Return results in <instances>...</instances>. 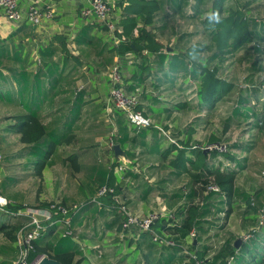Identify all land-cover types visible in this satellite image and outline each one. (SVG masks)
I'll return each instance as SVG.
<instances>
[{"label":"crops","instance_id":"crops-1","mask_svg":"<svg viewBox=\"0 0 264 264\" xmlns=\"http://www.w3.org/2000/svg\"><path fill=\"white\" fill-rule=\"evenodd\" d=\"M107 1L113 9L112 16L115 18L118 27L119 43L126 44L135 40L140 49L135 47V50H126L124 53L119 54V49L116 48L117 45L114 44L110 32L96 18L88 17V19H84L81 17L80 9L86 6V0H38V8L54 10L51 19H43L38 25L30 24L27 21V3L25 0L19 1L23 13V19L19 22L7 21L4 12L0 9V40L4 41L8 59H11L12 49L16 45L20 47L27 46V50H30V57L20 56L18 65L21 64L19 65L21 69L24 68L26 62L30 61L31 66L27 67L28 73L34 75L38 71H42L41 77L53 78L52 83L55 82L54 96L44 102L41 107V114L45 117L43 123L51 124L55 118L59 121H65L67 116L72 113L73 108L77 106L79 108L81 105L78 118L72 126L70 142L56 148L55 155H53L55 164L46 166L41 172L43 174L60 162L64 164L63 168L67 172L64 177L66 184L62 188H59L61 180L56 178L55 182L60 184L53 190L55 192L58 189L55 194H51V199L56 200L59 194L65 204L70 206L77 205L76 203L86 197H93L96 191L95 185L91 184L95 178L94 171L108 166L107 162L111 163L112 157L110 156V150L107 148V141H109L110 133L114 132L115 144L127 152L122 157L129 158L131 157L130 154L136 153L132 159L138 163L141 172L136 177L132 175L125 177V179L117 177L118 179L114 182L129 211L147 216L150 212L159 211L163 207L166 213L164 217H168L169 213H174L173 211L177 210V207L185 201V198H179L176 201L167 200L164 193H186L188 187L192 184L191 176L188 173H182V169L175 167L172 162H175L179 153L182 152V159L179 162H181L182 167L188 165V161L194 157V149H200L208 142L211 137L206 129L209 126L207 117H212L217 108L207 113L206 108L198 103L197 89L199 82L191 79L184 70L173 74L169 63L173 55L187 53L192 46H201V43L194 45L191 42L193 37L204 34L202 31L200 33L198 31L188 32L184 26L179 31L180 28L176 26V23L185 22L189 19L191 22L200 24L203 18L202 6L197 0H181V5L185 8L176 11L177 7L175 5L180 4L179 0ZM191 1L195 7L193 18L188 16L189 10H187ZM228 1L230 2V0ZM245 1L247 0L242 2ZM210 2L211 0L208 4ZM196 4H199V8ZM261 6L264 5L252 4L251 8L255 9L251 12L256 11L258 8H264ZM171 8H174V11ZM126 18L134 19V27L123 23ZM18 28H20V31L17 30ZM140 30L143 31L141 36ZM149 36L152 37L154 43L160 45L159 49L153 50L150 48L149 44L152 40ZM207 39L206 37V42ZM238 55V61L249 60V64H251V59H249L251 51H246V53L242 51ZM16 63V61L10 60L7 64L10 66L15 64L16 66ZM113 63L120 65L124 93L126 95L137 94L138 110L141 111L143 116L150 118L153 125L168 130L170 138L175 143L162 136L153 126L138 129L126 120L123 112L114 107H112L114 109L111 114L114 124L107 121L104 100L110 88L107 72ZM247 67L249 68V66ZM5 75L7 78L6 88L12 92L13 96L17 87L16 83L11 80L9 70L5 71ZM231 81L235 83L237 80L232 78ZM49 88L51 89V87H48V90ZM80 91H84V94L76 103L75 95ZM12 103L9 100L6 103L0 102V105L7 106L9 111L8 115L1 118L11 117L16 115V112L23 111L21 106ZM178 105L182 107H177ZM53 112H55L53 117H47L48 114ZM11 122H13L12 119L3 120L0 126ZM244 123L247 122H242V124ZM203 127H205L204 132ZM232 128L240 127L234 126ZM253 130L256 139L248 141L251 146L250 150L246 152L235 150L237 157L239 159L243 158L245 162V167L238 172L239 174L235 179L236 192L244 191L255 194L253 213L247 214L245 212L247 206L242 197H234L233 204L235 203V205H232L233 212L228 218L225 219L224 212L216 214V218H218L216 222L222 228L216 229L214 227L211 229L209 242L212 245L223 244L229 236H232L233 240L239 238L244 231L248 230L247 228H252L249 227L251 222H258L259 211L264 207V177L261 175V171H264V159L256 154L259 147H264V134L255 129ZM198 131L199 135H196ZM1 133V141H5L7 136H14L16 138L15 142L20 146L17 152L11 153L8 158L12 161L11 166H16L15 173L10 176L11 185H19L22 182L29 181L31 173L35 174V168L24 167L29 157L20 156L24 145L18 142L19 134ZM242 141L246 142L241 139L238 143ZM101 142L103 144L96 147ZM73 155L76 156L77 160L76 169L72 168L67 161V158ZM100 155H103V157ZM100 160L104 163L100 164ZM13 161L16 163H13ZM20 161H25L23 168H26V171L19 168ZM31 170L32 172H30ZM77 173L80 174L79 177ZM115 174L118 175L119 173L114 172ZM4 178L7 177H3L1 185L4 183ZM150 187L155 188L149 192ZM14 194H16L15 197ZM11 195L13 196L11 201L14 204L26 200L25 191L21 192L20 189ZM40 199L49 200V197L45 196ZM198 200V198L194 199L192 204H198ZM102 201L110 204L109 198H103ZM221 208L226 209L225 203L221 205ZM99 209L97 205H93L81 214L76 212L71 218L70 230L76 235L71 241L78 244L86 259L89 254L90 256L93 254L90 249L95 247H100L106 254L105 252L108 251L106 249L108 245L106 244L111 239L117 240V244L121 245L120 248L123 247V250L119 249L120 253L125 251V246L118 237V231L114 232L112 230L114 228L105 229V224L111 222L115 217H118L121 222V214L116 210L108 211L105 208L106 214L104 212L97 213ZM252 215L255 216L254 219H252ZM231 222L238 223L237 227L230 228L228 223ZM87 224H91V226L87 227ZM61 227H63L62 224ZM93 228L100 234H103L101 230L112 231H105L104 235L93 239L95 233L93 235L89 233ZM233 228H236L237 232ZM56 232H58V229H56ZM82 235L85 238H81ZM160 235L162 239L165 237L169 240L172 237L171 233H160ZM187 237L189 239V236ZM188 239H180L177 247L179 246V249L183 248L188 251ZM83 240L85 243L88 241L90 244L86 245ZM260 241H264V231L260 235ZM259 242L257 243L259 244ZM83 243L87 248L85 250ZM135 248L137 250L139 246L131 245L126 250L134 251ZM85 251L89 252L88 255ZM125 254H129V252L126 253L125 251ZM117 256L115 260L118 263L116 264H142L140 261H134L133 258H123L124 254H121V256L117 254ZM107 263L108 261L105 262V264Z\"/></svg>","mask_w":264,"mask_h":264},{"label":"trees","instance_id":"trees-1","mask_svg":"<svg viewBox=\"0 0 264 264\" xmlns=\"http://www.w3.org/2000/svg\"><path fill=\"white\" fill-rule=\"evenodd\" d=\"M179 1L180 4L178 3L175 5V7H177L176 11L184 10L185 8L181 5V0ZM209 1L210 0H197L202 6L203 14L204 12L208 13L206 16H203L201 20V24L205 26L204 34L208 38L207 42L201 44V46L190 47L187 53L183 52L182 54L178 53L173 55L169 62L170 68L172 69L171 71L173 74H177L184 70L186 75L199 82L197 89L198 103L206 108L207 113L214 111L223 99L224 102L229 101L231 97L236 99V103L230 115H228L222 123L221 136L234 126L240 127L244 121L247 122L246 124L251 123L253 127L250 129L253 128L264 134V97H260L261 91L264 92V83L257 85L254 82V78L256 77L255 74L264 71V62L260 60V57H264V21L257 17L247 19L243 14H240L237 8L238 3L243 4L245 7V4L250 3L254 5L263 4L264 0H247L245 2L239 0H230V2L228 0H211L210 4H208ZM199 4H196L198 8ZM193 5L191 1L187 9L189 10L188 16L192 18L195 12V7ZM171 9L174 11V8ZM254 9L255 8H250L249 10L251 11ZM112 20L115 23V18L113 16ZM123 23L125 25L128 24L130 27H134L135 25L134 19L132 18H126ZM115 25L117 27L116 23ZM20 28L17 30L20 31ZM142 33L143 31L140 30V36ZM149 37L153 42L152 37ZM152 42L150 41V48L153 50L160 48V45ZM26 47L27 46L20 47L16 45L12 49L13 55L11 59H8L4 41L0 40V102L6 103V101L9 100L13 102L12 104L23 108V111L16 112L14 116L0 118L1 122L7 119L13 120V122L4 125L0 131L16 135L19 134L18 142L24 145L23 150L20 152V156L29 157L24 167L34 166L35 168L36 166L35 172L40 175L46 166L55 164V157L53 155H55L54 151L56 148L59 145L70 142L72 126L74 121L78 118L81 105L79 108L78 106L74 107L72 113L67 116L65 121H59L55 118L51 124L43 123L45 117L41 114V107L49 98H53L55 82L52 83L53 78L41 77L40 74L42 71H38L34 75L28 73L27 67L31 66L30 61L24 64V68L21 69V67H19L21 64L18 65V61L21 55L30 57V50H27ZM135 47L140 49L135 40L127 42L126 44L121 42L116 46V48L119 49V54L122 52L124 53L126 50H135ZM242 51L244 53H246V51H251L249 58L251 59V64H249L248 68L251 72L245 77L246 82L244 86L238 87L231 80L222 77L219 78L217 75L220 71L219 65L222 61H225V58L235 53L238 55V53ZM253 54H255V58ZM6 60L9 61L6 62ZM10 60L13 62L16 61L17 67L15 64L13 66L8 65L7 63H9ZM7 70H9L11 75L10 78H12L11 80H13L17 86L14 93L15 95L13 96L12 92L6 88L7 78L5 71ZM30 82L35 85L37 83L38 87L34 90L30 88L27 89L26 83ZM45 86L47 87L45 88ZM42 87L44 88L41 89ZM48 87H51V89L49 88L48 90ZM83 94L84 91L76 93V103H78ZM259 105L260 109L258 108ZM177 107L182 106L178 105ZM137 109H139V104ZM54 114L55 112L50 113L47 117H53ZM221 136L219 137L213 134L202 148L209 144L221 143L222 141L225 142V140L228 139V137L223 138ZM230 147L232 149L231 152L229 151L222 154L213 151L204 152L202 148H196L194 149L193 159H190L188 165L186 164L183 167L181 166V162H179L182 159V152H180L176 161L172 162L175 167L182 169V173H188L191 176L192 184L188 187L186 193H164V197L167 200L176 201L179 198H185V201L177 207V210L173 211L174 213H170L173 216L172 218L170 216L160 217L154 223H156L155 225L158 227L160 233H171L172 237L168 238L176 244L180 242V239H188L187 236L190 235L192 230L195 231V237L191 242L187 243L188 253H185L183 248L179 249V246H167L164 243L154 245L152 243L154 241L146 238L144 244L146 245L145 249L147 248V254L145 255L151 259L153 258V264H195V260L199 261L200 264H226L227 258L235 256L236 252H238L234 247V243L237 239L233 240L232 236H229L216 251L209 246L212 245L209 242L211 239V229L214 227L216 229L222 228L219 227L216 222L218 220L216 214L225 212L224 217L225 219L228 218L233 212L232 205L234 197L239 196L243 198L247 206V208H245L247 214L253 213L252 210L255 206V194L244 191L238 193L235 188L236 176L239 174L238 172L245 167L244 159H239L235 155V150H242L244 152L249 151L251 148L250 143L242 141L241 143H232ZM123 152L126 155V152ZM135 154H130L131 157L129 158L124 156L123 158L131 161V165L118 175H114L113 168L119 162L117 158H114V151L113 148H111V163L108 162V166L105 168L101 167L94 171L95 178L91 184L95 185L96 190L103 185L112 186L116 189V192L119 193L117 185H114V182L118 178L121 177L125 179V177L130 175L136 177L141 173L139 168H137V170L134 169L135 166L138 165V163L132 159ZM31 157L33 159H30ZM37 158L40 161H37ZM67 161L72 168H77L75 155L69 156ZM210 184L216 185L219 191L215 192L208 190L207 188ZM154 188L155 187H150L148 191L150 192ZM196 198L200 200V203L198 200V204H192V201ZM224 203L226 209L223 210L221 205ZM91 207H93L91 204L86 205L82 207L83 210L77 213L81 214ZM99 208L97 213H107L104 208ZM262 208L264 209V207ZM112 211L114 210L112 209ZM253 215L252 219L255 218ZM29 222L30 217L28 216H15L12 212L8 214L0 209V234L5 236L11 243L17 241L19 230ZM56 225L60 226L61 224ZM56 225L49 226L50 233H53L54 229H56ZM105 229H112L114 232L120 231V219L115 217L111 222H107L105 224ZM112 230H101L103 234H100L93 228V232L91 233L92 235L95 233L94 239L104 235L105 231ZM63 232L64 231L58 235V238L56 237L57 239L53 237L47 238L48 236L46 237L44 234H41L38 239L32 242L31 248L28 249L26 256L27 262L31 264L42 255H46L54 260L67 264H80L81 261L86 260V256L83 255L78 244L70 241L68 235H64ZM81 238L85 237L82 235ZM141 239L142 235L140 240ZM164 239L169 241L165 237ZM188 240L190 241V237ZM122 242L125 247H128L131 241L130 239H126ZM243 245L242 243L238 250H240ZM245 247L248 248L247 245ZM250 247L251 246H249V248ZM46 249L48 250L45 251ZM120 249L123 250V247ZM193 256L195 259H193ZM124 258H128V256ZM3 263L4 261L1 262V264ZM244 263L249 264L245 259L240 264Z\"/></svg>","mask_w":264,"mask_h":264},{"label":"rangeland","instance_id":"rangeland-1","mask_svg":"<svg viewBox=\"0 0 264 264\" xmlns=\"http://www.w3.org/2000/svg\"><path fill=\"white\" fill-rule=\"evenodd\" d=\"M241 1H244V0H241ZM262 3H263V1H262ZM245 5H246L245 7L243 6V4H239V3L237 5L238 6L237 8L239 9L241 15L243 14L245 17H247V19L257 17L258 19H261L262 21H264V8H258V9H256V11L251 12L249 9L252 7V4L250 3V4H245ZM263 5H264V3H263ZM261 7H264V6H261ZM206 13L207 12H204L203 16H206ZM176 26L178 28H180L179 31L182 29L183 26L185 27V30H187L188 32L198 31L200 33V31H202L204 33V30H205L204 25H201V23L199 24L198 22L197 23L191 22L189 19H187L185 22L180 21V23H178V24L176 23ZM206 37L207 36L205 34H200L198 36H195V37H193L191 44H194V45L196 43H201V44L203 43L204 44V43H206ZM238 56L239 55H237L235 53V54L225 58V61H222L221 64L219 65L220 71L218 72L217 76L219 78L222 77V78H225L227 80H232V78H233V79L237 80V81H235L237 86L241 87V86H244V84L246 82L245 77L250 73L247 70V68H248L247 66H249L250 62H249V60L248 61L242 60L243 62L238 61L237 60ZM253 57L255 58V54H253ZM261 61L264 62L263 56L261 57ZM255 76L256 77L254 78V82L257 85L260 83H264V71L258 72V74H255ZM26 86H27V89L30 88L32 90H34L38 87L37 83L35 85L34 83H31V82L26 83ZM46 87L47 86H45V88ZM43 88L44 87H42L41 89H43ZM108 93H109V91H108ZM107 97H108V95H107ZM107 97L104 100V102H105L104 109L106 108ZM260 97H264L263 91H261ZM235 103H236V99L234 97L230 98L229 101H226V102L223 101L221 103V105L217 106L213 116L207 117L208 121H209V126H207V127L205 126V127H206V129L208 131V135L210 137L213 134L217 135L219 137L221 136L222 123H223L224 119H226V117L228 115H230ZM260 105H261V103H260ZM260 105L258 106L259 109H260ZM113 109L114 108H112L110 114H112ZM12 113H13V111H12ZM105 113H106V110H105ZM8 114H9L8 107L4 106V105H0V118L4 115H8ZM106 119H107V121H109V123L113 120L111 116L108 117L107 115H106ZM60 121H63V120H60ZM1 123L2 122L0 121V124ZM2 127H4V125L0 126V130L2 129ZM205 127H203L204 128L203 132L205 131ZM251 127H253L251 125V123L250 124L244 123L240 126V128L229 129L227 131V133L223 134L221 137H223V138L228 137V139H226L225 141H227V140L230 141V139H232L233 144L239 142V140H241V139L244 141H247V142L250 140L253 141L256 139V136L253 135L254 130H253V128L250 129ZM199 131L196 133V135H199ZM1 136H2V133L0 131V201H1L0 202V209L3 212L8 213V214H10L12 212L15 216H17L19 213H22V215H24L25 212H31V211H34L37 209H47L48 207H50V205H57V206H63L65 208H67L68 210L71 209L69 214H68L69 215L68 218L71 219L72 216H74L76 212H80L81 210H83L82 207L89 205V204H91L92 206L96 205V203L92 204L91 200L93 197H86L84 200L79 201V203H76L77 205L74 204V205H70V206H68L69 204H65V202L59 196V194L57 195L56 200L51 199V197H50L51 194L52 193L55 194V192L58 189L55 190V192L53 190L55 189V187H57V185L60 184V183L58 184L55 182L56 178L61 180V185L59 188H62L66 184V179L64 177H65V175H67V172L65 171V168H63L64 164L61 162L58 163L57 165H55L54 168H51L48 171L46 170L43 174L41 173L39 175V174H37V172H35V174L31 173L30 180L27 182H22L19 185H14L12 182L13 185H11L10 176L12 175V173H15L14 169L16 168V166H11L12 161L8 160V158L10 157L11 153L12 154L16 153L17 150L20 148V146L15 142L16 138H14V136H7V139L5 141H1ZM113 141H114V143L116 142L115 139H113ZM109 143H110V140L107 141L108 150L111 149V148H109ZM102 144H103V142L98 144L96 147L101 146ZM126 154H127V152H126ZM256 154L258 155V157L261 156L260 158L264 159V147H259L256 151ZM235 155L237 156L236 153H235ZM100 156L103 157V155H100ZM102 159L104 160V158H102ZM37 161H40V160H38V158H37ZM13 163H16V162L13 161ZM24 163H25V161H20L18 166H20L19 168H22L24 171H26V168H23ZM103 163L104 162L100 160V164H103ZM33 168H34V166H33ZM35 168H36V166H35ZM30 172H32V170ZM75 172H77V171H75ZM77 176L79 177L80 174L77 173ZM3 177H7V178H4V183L1 185V180H3ZM18 189H20L21 192L25 191L26 200L21 201V203L18 202V203L14 204L11 201V197H13L11 194L14 193L15 191H18ZM15 196H16V194H14V197ZM45 196L49 197V200H41L40 199L41 197L44 198ZM4 199H6V203H5ZM22 203H24V204H22ZM233 205H235V203ZM159 211H153V212L159 213ZM224 214H225V212H224ZM165 215H166V213L161 217H164ZM24 216H26V215H24ZM54 216H55V219L62 220L61 216L58 215L57 212L54 213ZM42 223H43L42 225L44 227L43 234L46 237L48 236L47 238L54 237V235H56V234L60 235L59 232L65 230L63 222H61V221L56 223V224H62L63 227H61V225L59 226V225L55 224L56 229H58V232H56V229H54L53 233H50V230H49L50 223L49 222H46L44 220V221H42ZM155 224L156 223H154L151 226V232L150 233H143L142 234V239L136 243L139 246V248H137V250H136V248L134 251L133 250L132 251L126 250L129 247H131V245H135V243H133L132 239H130V241H131V242H129L130 245L128 247H125L126 253L129 252V254H125V251L120 253L121 251H119V249H120L121 245L117 244L118 243L117 240H113L110 238L111 239L110 242H108L106 244V245H108L106 247V249L108 250L105 252L106 254H104L103 250L100 247H95L94 249H90V251L93 253L91 256L89 254L90 258L88 257L86 260L81 261L80 264H105V262H107V261H108L107 264H116V263H118L117 260H115V258L118 257L117 254H119V256H121V254H124L123 258L125 256L126 257L128 256V259L134 258V261H140V263H142V264H147V263L149 264V262H150V264H153V262H154L153 258L151 259L149 257H146V255H145V254H147L146 253L147 248L145 249L146 245L144 244V242L146 241V238L152 240V235H151L152 233H156L161 237L160 231H158V227ZM228 224H229L230 228L237 227V225H238V223H232V222L228 223ZM71 225H72V223H71ZM250 225L251 226H249V227L254 228L257 226V222H251ZM90 226H91V224L90 225L87 224V227H90ZM263 227H264V224L256 230H254V229L252 230V228H247L248 230L243 232V234L244 233L248 234L247 232H250L251 238L247 241V243L243 242L244 245L242 246V248H240V250H237L238 252H236L235 260L233 261L232 264H240L244 259L249 264H263L264 263V241H260V235L264 231ZM28 229H29V223L19 230L18 238H17V241L15 243H11L10 241H8L6 239L5 236L0 234V264L2 261H4L3 264H19L20 261L24 257L27 256L28 250L25 248V244L23 241L24 240L23 234H27ZM233 230L235 232H237L236 228H233ZM91 232H93V231H89V233H91ZM58 235H56L55 238L56 237L58 238L59 237ZM75 237H76V235L72 234V233H71V235H68V239L70 241H71V239H74ZM237 239H240V238H237ZM127 241H129V240H127ZM76 242H78V241H76ZM257 242H259V244ZM84 243H85V241H84ZM84 243L82 245H83L84 250H85L87 248L84 245L85 244L89 245L90 243L88 241L85 244ZM152 243L154 245L163 244L160 241L159 242H152ZM255 243H256V246H255ZM246 245L248 246V248L245 247ZM209 246H211V248L214 249V251H216L217 248H219L221 246V244L220 245H217V244L216 245H209ZM249 246H251V247L249 248ZM47 250L48 249H46L45 251H47ZM88 253L89 252H86L87 255H88ZM134 254H137V255H134ZM157 254H156V258H157ZM83 255H84V253H83ZM43 256L44 255L40 256V258ZM144 260H146L145 263H144Z\"/></svg>","mask_w":264,"mask_h":264},{"label":"built area","instance_id":"built-area-1","mask_svg":"<svg viewBox=\"0 0 264 264\" xmlns=\"http://www.w3.org/2000/svg\"><path fill=\"white\" fill-rule=\"evenodd\" d=\"M20 0H0V9L4 12V16L9 22H19L23 19V13L19 6ZM27 3V14L26 18L30 24L38 25L43 19H51L53 17L54 10L50 8L40 9L37 7L38 0H25ZM80 15L84 19H88V17H94L96 20L108 30L114 40V43L117 45L119 43V38L117 36V27L112 20V6L107 0H86V6L80 9ZM108 82L110 84L108 97L106 99V115L111 116L112 107L124 113L126 120H128L132 125L137 127L138 129L154 127L158 130V132L170 139L171 142L175 143V141L170 138L168 130H164L162 127L158 125H153V122L150 118H146L142 115L141 111L137 109L139 104L138 97L135 94H125L122 87V78L120 72V66L117 63L111 64L108 68L107 72ZM109 114V115H108ZM112 124L113 121H111ZM114 132L110 133L109 136V148H113L115 143ZM232 141H222L221 143H213L206 145L202 148L204 151L207 149L208 151H213L219 154L231 152L232 149L230 145ZM115 158V157H114ZM119 162L114 166L113 170L115 173L123 172L128 166L131 165V161H128L126 158L119 157L117 159ZM138 165L135 166V170H137ZM261 175L264 177V171H261ZM210 191L218 192L219 189L216 185L210 184L207 188ZM103 198H109L110 204H106L102 201ZM6 203V199H4ZM92 204L96 203L98 207L105 208L108 211L116 210L121 214V229L118 231V237L121 241L126 239H132L135 246H137V242H139L141 235L143 233H150L151 226L154 222H156L161 216L165 213V209L162 207L159 213L150 212L147 216H141L139 214H135L129 211L125 201L122 196L116 192L114 187H110L107 185H103L99 187L92 198ZM1 202V201H0ZM253 205V198H252ZM71 209H67L63 206L50 205L47 209H37L31 212H25L24 215L30 217L29 229L27 234L24 235V244L25 248L28 250L31 248L32 242L38 239V237L43 234V223L42 221H46L50 223V226L55 225L58 222H63L65 230L63 232L64 235H71L72 231L70 230L71 219L68 218V214ZM57 212L58 215L61 216L62 220L55 219L54 213ZM22 215L19 213L17 216ZM171 218L173 217L170 213L168 214ZM264 224V209L261 208L259 220L257 222V226L252 228V230L258 229L260 226ZM242 234L239 238L242 243L248 241L251 238V233ZM152 241L154 242H162L167 246H177L172 240L162 239L158 234L152 233ZM190 241L195 237V231L190 232ZM185 253H188L187 250L183 249ZM238 250V249H237ZM40 259V257L38 258ZM38 259L31 263L36 264ZM193 259L195 257L193 256ZM235 259V256H230L227 258L226 264H232ZM19 264H30L27 262L26 257H24ZM195 264H200L199 261L195 260Z\"/></svg>","mask_w":264,"mask_h":264},{"label":"water","instance_id":"water-1","mask_svg":"<svg viewBox=\"0 0 264 264\" xmlns=\"http://www.w3.org/2000/svg\"><path fill=\"white\" fill-rule=\"evenodd\" d=\"M113 151H114V157L117 159H119V157H122L124 155L120 146L117 144L113 147ZM207 151H208L207 149L204 150V152H207ZM241 243H242L241 239H237L234 243V247L236 249H239ZM36 264H67V263H63V262H60L58 260H54L48 256H43L38 260V262Z\"/></svg>","mask_w":264,"mask_h":264}]
</instances>
